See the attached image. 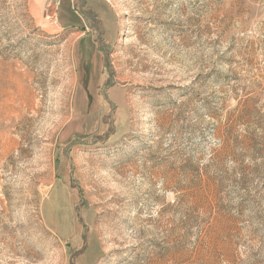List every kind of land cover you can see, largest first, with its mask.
Wrapping results in <instances>:
<instances>
[{"label":"rangeland","instance_id":"rangeland-1","mask_svg":"<svg viewBox=\"0 0 264 264\" xmlns=\"http://www.w3.org/2000/svg\"><path fill=\"white\" fill-rule=\"evenodd\" d=\"M0 264H264V0H0Z\"/></svg>","mask_w":264,"mask_h":264}]
</instances>
